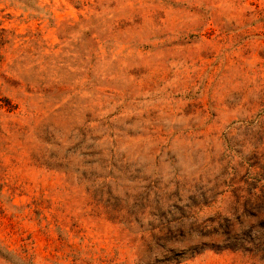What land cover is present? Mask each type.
<instances>
[{"label":"rangeland","instance_id":"obj_1","mask_svg":"<svg viewBox=\"0 0 264 264\" xmlns=\"http://www.w3.org/2000/svg\"><path fill=\"white\" fill-rule=\"evenodd\" d=\"M0 264H264V0H0Z\"/></svg>","mask_w":264,"mask_h":264}]
</instances>
